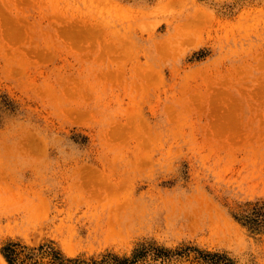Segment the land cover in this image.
Returning <instances> with one entry per match:
<instances>
[{
  "label": "rangeland",
  "instance_id": "rangeland-1",
  "mask_svg": "<svg viewBox=\"0 0 264 264\" xmlns=\"http://www.w3.org/2000/svg\"><path fill=\"white\" fill-rule=\"evenodd\" d=\"M0 264H264V0H0Z\"/></svg>",
  "mask_w": 264,
  "mask_h": 264
},
{
  "label": "bare ground",
  "instance_id": "bare-ground-1",
  "mask_svg": "<svg viewBox=\"0 0 264 264\" xmlns=\"http://www.w3.org/2000/svg\"><path fill=\"white\" fill-rule=\"evenodd\" d=\"M1 260L5 263V261H4V258L3 257H1Z\"/></svg>",
  "mask_w": 264,
  "mask_h": 264
}]
</instances>
